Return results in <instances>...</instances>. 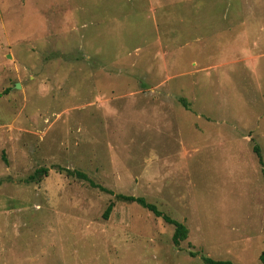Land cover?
<instances>
[{"label":"rangeland","instance_id":"374dc122","mask_svg":"<svg viewBox=\"0 0 264 264\" xmlns=\"http://www.w3.org/2000/svg\"><path fill=\"white\" fill-rule=\"evenodd\" d=\"M262 168L264 0H0V264H261Z\"/></svg>","mask_w":264,"mask_h":264},{"label":"trees","instance_id":"16d2710c","mask_svg":"<svg viewBox=\"0 0 264 264\" xmlns=\"http://www.w3.org/2000/svg\"><path fill=\"white\" fill-rule=\"evenodd\" d=\"M253 152L257 157L258 163L261 167H263V159L260 153V149L257 146L253 147ZM262 173L264 175V169L262 168ZM48 174V170L47 169H41V170H36L34 172V174L32 176L29 177V179L32 181L34 179H36L37 177H39L40 175H47ZM67 174L71 177H74L80 181L86 182L88 183V185L91 188H96L99 189L102 192L108 193L110 195H114L113 192L108 191L98 185H96L93 181H91L87 175H85L82 172L79 171H68L67 170ZM115 198L117 200L123 201V202H128V203H135L139 206H141L142 208L148 210L149 212H151L155 217L157 218H161L166 224L171 225L174 227V232L172 235V243L175 247H178L179 244L182 241H185L187 239V235H188V231L187 228L181 224L180 222L173 220L172 218H170L169 216L163 214L161 211H159L157 209V207L153 204H149L144 198H136L133 196H125V195H115ZM113 209V204H109L108 207L106 208L105 212H104V219H107L108 216L110 215L111 211ZM190 257L194 258L197 256L196 253L194 252H189L188 253ZM201 260L204 264H233L230 261H215L212 260L210 258H206V257H201ZM259 260L261 264H264V250L261 252L260 256H259Z\"/></svg>","mask_w":264,"mask_h":264},{"label":"crops","instance_id":"0c3cea01","mask_svg":"<svg viewBox=\"0 0 264 264\" xmlns=\"http://www.w3.org/2000/svg\"><path fill=\"white\" fill-rule=\"evenodd\" d=\"M191 258V257H190Z\"/></svg>","mask_w":264,"mask_h":264}]
</instances>
